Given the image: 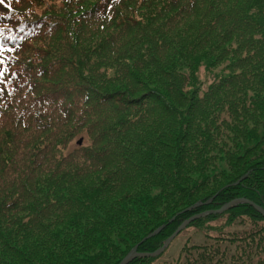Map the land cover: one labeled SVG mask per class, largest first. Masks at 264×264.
Here are the masks:
<instances>
[{
    "label": "trees",
    "instance_id": "1",
    "mask_svg": "<svg viewBox=\"0 0 264 264\" xmlns=\"http://www.w3.org/2000/svg\"><path fill=\"white\" fill-rule=\"evenodd\" d=\"M236 198L264 209V0L0 2V264H119ZM187 227L129 264H264L250 205Z\"/></svg>",
    "mask_w": 264,
    "mask_h": 264
},
{
    "label": "water",
    "instance_id": "2",
    "mask_svg": "<svg viewBox=\"0 0 264 264\" xmlns=\"http://www.w3.org/2000/svg\"><path fill=\"white\" fill-rule=\"evenodd\" d=\"M82 143V139H80L78 141V145H81ZM247 175H245L243 178H246ZM242 178V179H243ZM240 179V180H242ZM238 183H235V185ZM214 198V197H213ZM213 198L209 199L206 203H204L203 205H208L212 202ZM239 204H247L250 205L256 212H258L259 214H261L262 216H264V210L257 206L256 204H254L253 202H250L247 199L244 198H236L233 199L231 201H229L228 203H226L225 205H223L219 210H215V211H205L203 213L194 215L188 219H186L185 221H183L177 228L176 230L164 241V243L162 244V246L160 248H158L155 252L153 253H140L138 252V246L139 244H137L136 246H134L132 248V250L119 262V264H129L131 263L134 259L136 258H152V257H158L159 255H161L170 245V243L174 240V238L181 233L188 225H190L192 222L202 219V218H206L210 215H220L228 210H230L232 207H235ZM200 205H202L201 203L195 204L193 206V208L195 207H199ZM192 209V208H189ZM188 211L185 210L183 212ZM174 220V218H172L169 223H172ZM164 229V226L159 227L157 230H155L153 233L149 234L146 238H144L141 242L146 241L149 238H152L153 236L157 235L158 233H160L162 230Z\"/></svg>",
    "mask_w": 264,
    "mask_h": 264
},
{
    "label": "rangeland",
    "instance_id": "3",
    "mask_svg": "<svg viewBox=\"0 0 264 264\" xmlns=\"http://www.w3.org/2000/svg\"><path fill=\"white\" fill-rule=\"evenodd\" d=\"M213 198V197H212ZM211 199V198H210ZM208 201V200H207ZM206 201V202H207ZM205 202V203H206ZM201 203L203 205V202H198ZM197 203V204H198ZM200 205V206H202ZM199 206V207H200ZM196 208V207H195ZM205 212V211H204ZM203 213V212H202ZM193 232V228L187 227L185 230H183L177 237L176 239L173 241L172 246L170 247V249L166 252L165 256L166 257H175L178 254L179 248L181 247V245L191 236V233ZM194 238V242L196 243H202L203 242V237L201 234H196L193 236ZM262 257L264 258V252L262 253Z\"/></svg>",
    "mask_w": 264,
    "mask_h": 264
},
{
    "label": "bare ground",
    "instance_id": "4",
    "mask_svg": "<svg viewBox=\"0 0 264 264\" xmlns=\"http://www.w3.org/2000/svg\"><path fill=\"white\" fill-rule=\"evenodd\" d=\"M243 177H244V176H243ZM243 177H242V178H243ZM242 178H241V179H242ZM243 179H244V178H243ZM243 179H242V180H243ZM236 183H237V182H236ZM204 203H205V202H203V204H204ZM208 205H209V204H208ZM261 208H262V207H261ZM262 209H263V208H262ZM218 210H219V209H218ZM263 210H264V209H263ZM208 211H215V210H208Z\"/></svg>",
    "mask_w": 264,
    "mask_h": 264
},
{
    "label": "snow or ice",
    "instance_id": "5",
    "mask_svg": "<svg viewBox=\"0 0 264 264\" xmlns=\"http://www.w3.org/2000/svg\"><path fill=\"white\" fill-rule=\"evenodd\" d=\"M0 2H2V0H0Z\"/></svg>",
    "mask_w": 264,
    "mask_h": 264
}]
</instances>
